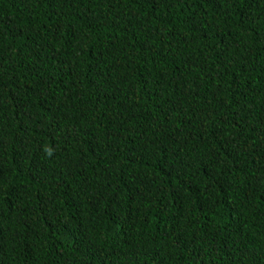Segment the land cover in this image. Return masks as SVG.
I'll return each mask as SVG.
<instances>
[{
	"label": "trees",
	"instance_id": "obj_1",
	"mask_svg": "<svg viewBox=\"0 0 264 264\" xmlns=\"http://www.w3.org/2000/svg\"><path fill=\"white\" fill-rule=\"evenodd\" d=\"M0 264H264V0H0Z\"/></svg>",
	"mask_w": 264,
	"mask_h": 264
}]
</instances>
